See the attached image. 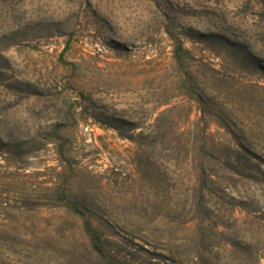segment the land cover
Returning <instances> with one entry per match:
<instances>
[{
  "label": "rangeland",
  "instance_id": "374dc122",
  "mask_svg": "<svg viewBox=\"0 0 264 264\" xmlns=\"http://www.w3.org/2000/svg\"><path fill=\"white\" fill-rule=\"evenodd\" d=\"M0 264H264V0H0Z\"/></svg>",
  "mask_w": 264,
  "mask_h": 264
},
{
  "label": "trees",
  "instance_id": "16d2710c",
  "mask_svg": "<svg viewBox=\"0 0 264 264\" xmlns=\"http://www.w3.org/2000/svg\"><path fill=\"white\" fill-rule=\"evenodd\" d=\"M92 242H93V247L94 249L99 253L102 254L103 253V247L101 245V243L99 242V238L96 235L92 236Z\"/></svg>",
  "mask_w": 264,
  "mask_h": 264
}]
</instances>
